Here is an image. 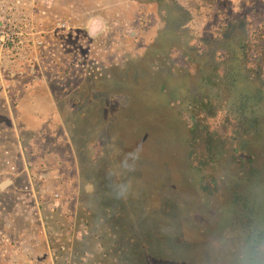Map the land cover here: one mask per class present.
I'll return each instance as SVG.
<instances>
[{"label": "flooded vegetation", "instance_id": "obj_1", "mask_svg": "<svg viewBox=\"0 0 264 264\" xmlns=\"http://www.w3.org/2000/svg\"><path fill=\"white\" fill-rule=\"evenodd\" d=\"M213 3L208 0L209 6ZM154 6L158 5L152 0L135 10L131 0H0V264H123L125 254L127 260L133 259L129 245L134 239L121 238L109 227L112 236L106 237L107 228L88 206L92 201L95 205L89 196L97 186L89 178L87 163L93 164L94 177L105 179L101 163L107 153L100 147L91 155L86 147L106 142L103 149L110 148L117 129L110 121L85 126L87 132L81 134V127L62 121L59 106L60 100H71V107L79 101L86 105L83 109H90L96 104L93 95L100 91L97 80L113 70L127 71L133 63L161 62L163 67L173 63L174 75L187 92L171 95L169 100L174 101L169 104L176 128L190 142L188 150L202 138L222 140L221 147L230 148L237 163L234 183L247 191L249 187L248 194L258 192L261 177L264 184V168L254 164H264V20L251 30L243 23L236 45L239 53L229 46L215 51L226 67L225 85L235 83L227 80L228 62L235 56L243 72L240 80L257 78L252 89L234 100L241 118L246 115L243 105L249 102L246 93L255 97L252 122L242 124L255 139L245 143L255 150L249 155L250 149H241L236 132L227 146L223 132L212 130L204 119L209 115L198 103L208 101L201 90L211 77L200 75L198 68L206 66L211 55L201 51L198 55L188 46L196 28L189 20L177 27L179 13L162 9L159 17ZM251 40L257 43L248 48ZM158 46L161 51H154ZM104 94L101 99H117V94ZM86 95L91 98L83 100ZM89 128L97 139L85 140ZM248 162L256 167L253 174L244 168ZM105 186L98 183L99 194ZM141 258L142 251L137 259Z\"/></svg>", "mask_w": 264, "mask_h": 264}, {"label": "rangeland", "instance_id": "obj_2", "mask_svg": "<svg viewBox=\"0 0 264 264\" xmlns=\"http://www.w3.org/2000/svg\"><path fill=\"white\" fill-rule=\"evenodd\" d=\"M131 1L135 10L141 4L146 5L148 0ZM152 1L158 5L153 11L159 17L164 15L162 9L180 14L177 27L183 28V23L189 20L196 28V34L190 38L188 46L194 47L198 55L200 51L211 55L210 62L198 68L200 75L210 74L211 77L210 84L200 85L208 101L204 99L207 102L199 100L201 103H198L209 115V118L204 117L207 124L212 130L218 129L217 133L223 132L222 139H226L227 146L229 138L236 132L242 141L241 149H250L245 143L255 139L242 130V124L252 122L255 97L246 93L249 102L243 105L246 115L241 118L234 100L240 92L252 89L257 78L240 80L243 72L235 56L236 60L229 61L227 68V74L231 75L227 80L234 79L235 83L226 82L225 85L226 67L218 62L215 51L229 46L231 51L239 53L236 45L243 36H238L239 30L243 23L251 30L264 20V0H214L211 6L208 0ZM245 34L249 35L248 32ZM254 43L257 41L251 40L246 45L253 48ZM161 49L162 46H158L154 51ZM160 63L142 65L137 62L122 73L110 71L109 76L95 83L100 91L93 95L96 104L90 109H83L86 105L79 101H74V107H71V100L58 101L62 121L81 127V134L87 132L85 126L110 121L117 129L116 139L111 142L113 146L108 149H103L106 142L88 143V148L84 142L91 155L100 147L107 153L101 163L105 179L104 176L102 180L94 177L90 161L87 163L89 168L86 166L91 174L89 178L97 186L92 188L93 194L89 196L95 205L92 201L89 208L95 219H100L107 228L106 237L112 236L110 228L121 238H133L136 242L129 245L133 259L127 260L129 256L125 254L127 259L123 264H248L252 247L259 249V259L264 264L263 178L256 194H248L249 187L247 191L244 185L242 188L236 185L233 176L237 163L234 154L227 151L226 146L227 149L221 147L222 140L202 138L188 150L190 142L176 128L171 112L173 104L171 109L169 104L174 101L169 100L171 95H178V92L183 95V91H187L174 75L173 63L169 62L167 67ZM104 91L117 94V99H101L105 96ZM90 98L86 95L83 100ZM177 135L182 138L177 139ZM88 136L89 141L96 136L95 132L91 134V128L85 134L86 141ZM252 151H255L253 147L247 152L253 155ZM208 153L213 156H207ZM254 164L260 170L264 168L260 161ZM254 164L248 162L244 167L249 174L255 172ZM209 179H212L211 184ZM253 179L259 182L257 175ZM99 182L106 183L101 194L98 193ZM141 251L144 259L138 260ZM121 255L123 257L122 250Z\"/></svg>", "mask_w": 264, "mask_h": 264}, {"label": "clouds", "instance_id": "obj_3", "mask_svg": "<svg viewBox=\"0 0 264 264\" xmlns=\"http://www.w3.org/2000/svg\"><path fill=\"white\" fill-rule=\"evenodd\" d=\"M259 249L256 247H252L249 249V255H248V264H262V262L259 259Z\"/></svg>", "mask_w": 264, "mask_h": 264}, {"label": "crops", "instance_id": "obj_4", "mask_svg": "<svg viewBox=\"0 0 264 264\" xmlns=\"http://www.w3.org/2000/svg\"><path fill=\"white\" fill-rule=\"evenodd\" d=\"M227 1H229V2H230V1H232V0H227Z\"/></svg>", "mask_w": 264, "mask_h": 264}]
</instances>
